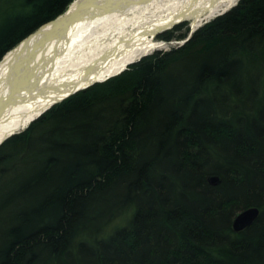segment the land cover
Masks as SVG:
<instances>
[{
	"label": "trees",
	"instance_id": "obj_1",
	"mask_svg": "<svg viewBox=\"0 0 264 264\" xmlns=\"http://www.w3.org/2000/svg\"><path fill=\"white\" fill-rule=\"evenodd\" d=\"M71 1L0 0V58ZM0 264H264V0L9 135Z\"/></svg>",
	"mask_w": 264,
	"mask_h": 264
},
{
	"label": "bare ground",
	"instance_id": "obj_2",
	"mask_svg": "<svg viewBox=\"0 0 264 264\" xmlns=\"http://www.w3.org/2000/svg\"><path fill=\"white\" fill-rule=\"evenodd\" d=\"M237 1L73 0L0 58V144L62 96L107 80L164 48L167 40L158 35L176 22L189 19L196 27ZM212 176L211 183H217Z\"/></svg>",
	"mask_w": 264,
	"mask_h": 264
},
{
	"label": "rangeland",
	"instance_id": "obj_3",
	"mask_svg": "<svg viewBox=\"0 0 264 264\" xmlns=\"http://www.w3.org/2000/svg\"><path fill=\"white\" fill-rule=\"evenodd\" d=\"M239 1V0H238ZM237 1V3H238ZM237 3H235L234 5H236ZM232 5V6H234ZM231 6V7H232ZM229 7V8H231ZM227 8V10L229 9ZM226 10V11H227ZM224 11V12H226ZM223 13V12H222ZM217 14H221V13H217ZM217 14L211 18H207L206 20H204V22L200 23L199 25H197L196 27H192V22L189 20V19H185V20H180L178 22L175 23V25L173 26V30L171 31V37L170 38H166L167 42H166V46L164 48H157V49H154V51L156 50H165V49H172V48H176L180 45H183L184 42L194 33V31L202 26L203 24H205L207 21L213 19L214 17L217 16ZM159 37V36H158ZM159 38H162V37H159ZM164 39V38H163ZM165 40V39H164ZM154 51L148 53V54H151V53H154ZM143 58V57H142ZM141 58L137 59V60H140ZM136 60V61H137ZM49 110V109H47ZM45 110V111H47ZM44 111V112H45Z\"/></svg>",
	"mask_w": 264,
	"mask_h": 264
},
{
	"label": "water",
	"instance_id": "obj_4",
	"mask_svg": "<svg viewBox=\"0 0 264 264\" xmlns=\"http://www.w3.org/2000/svg\"><path fill=\"white\" fill-rule=\"evenodd\" d=\"M63 13V12H62ZM61 14V13H60ZM59 15V14H58ZM57 15V16H58ZM88 86V85H87ZM87 86H84V87H87ZM83 87V88H84ZM82 88V87H81ZM81 88H78V89H76V90H74V91H72L71 93H74V92H76V91H78L79 89H81ZM71 93L70 94H67V95H65V96H62L61 98H60V101H61V99H63V98H65V97H67V96H69V95H71ZM60 101H57V102H60ZM57 102H53V104H55V103H57ZM52 104V105H53ZM52 105H50V106H52ZM50 108V107H49ZM48 108V109H49ZM45 111V110H44ZM43 112V110L40 112V114ZM40 114L39 115H37L36 117H39L40 116ZM36 117H33L31 120H33V119H35ZM217 179H218V175H216V174H213V176L211 177V180L212 181H217ZM260 213V210H259V207L258 206H250V207H248V208H246V209H244V210H242L240 213H238L237 215H236V218L234 219V227H235V229H241V228H244V227H246L248 224H250V223H252L253 222V220L255 219V218H257V216H258V214Z\"/></svg>",
	"mask_w": 264,
	"mask_h": 264
}]
</instances>
